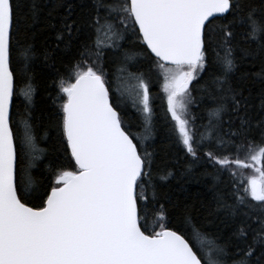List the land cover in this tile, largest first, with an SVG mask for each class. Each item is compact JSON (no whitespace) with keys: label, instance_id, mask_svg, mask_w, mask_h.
Listing matches in <instances>:
<instances>
[{"label":"snow or ice","instance_id":"snow-or-ice-1","mask_svg":"<svg viewBox=\"0 0 264 264\" xmlns=\"http://www.w3.org/2000/svg\"><path fill=\"white\" fill-rule=\"evenodd\" d=\"M21 35L22 75L37 60L56 72L48 119L63 151L54 160L37 146L30 110L14 132ZM258 59L259 72L242 70ZM154 75L174 122L159 145ZM256 79L264 85V0H0V264H264ZM34 93L29 83L22 94L31 103ZM192 105L205 106L202 118ZM174 164L213 178L217 231L187 211L171 226L175 204L160 182Z\"/></svg>","mask_w":264,"mask_h":264},{"label":"trees","instance_id":"trees-1","mask_svg":"<svg viewBox=\"0 0 264 264\" xmlns=\"http://www.w3.org/2000/svg\"><path fill=\"white\" fill-rule=\"evenodd\" d=\"M51 5H49L50 7ZM61 13L63 10H60ZM38 29L42 25L36 26ZM52 30L41 32L35 41L37 50H40L45 46V38L51 35ZM25 43V36H20V45H17V51L14 54L13 68L16 72L15 80V92L13 97V120H14V132L17 128L21 131L24 128L25 118L28 115V111H31V121L35 125L36 132L41 138V143L38 147L46 148L49 152V159H55L63 151V145L59 140L55 130L49 126L48 115L52 109V99L56 93V87L53 84L56 78V72L46 68L40 60H37L33 65L32 73H29L28 78L22 75L24 69L21 61L23 60L22 45ZM51 43V40H48ZM68 56L64 57L65 63L57 64V68L61 73L68 67ZM262 66L261 61L258 59L254 64L246 62L243 71L254 73L259 72ZM31 83L35 89V93L31 103L22 94L26 90L28 84ZM195 83V82H194ZM264 88L259 81L249 80L248 89L251 93L249 103L250 115L254 119L257 118L259 111V93ZM197 93L193 92V96ZM151 106L153 108V122L156 130V144H160L162 137L165 133H171L172 126L174 124L171 121L170 114L166 113V98L161 91L159 84L157 83L155 75L153 76V82L151 85ZM204 105L197 107L196 105L190 106V112L197 117L204 116ZM201 122L198 120V123ZM45 133L47 138L45 139ZM176 150H173L175 155ZM182 155V154H181ZM168 163V162H164ZM163 167V164L161 165ZM210 171V169H209ZM173 176L168 179L167 182H160L162 193L170 196L175 207H170L172 223L171 226L176 228L181 225L184 219V214L187 211L191 214L196 224L207 226L209 231H217L216 225L218 221L209 217V211L214 207L213 191V178L210 175H202L203 168H193L191 171H187L185 167H181L179 164L173 166ZM250 170H245V175H251ZM148 223L151 226L155 223L154 219L150 216ZM157 230H159L157 228ZM230 229H223L220 233L222 236L227 237L230 233ZM186 239L188 236L186 235ZM195 239V237H194ZM193 243V240H189ZM199 241H197L198 243ZM195 250V247H194Z\"/></svg>","mask_w":264,"mask_h":264},{"label":"water","instance_id":"water-1","mask_svg":"<svg viewBox=\"0 0 264 264\" xmlns=\"http://www.w3.org/2000/svg\"><path fill=\"white\" fill-rule=\"evenodd\" d=\"M14 97V96H13Z\"/></svg>","mask_w":264,"mask_h":264}]
</instances>
